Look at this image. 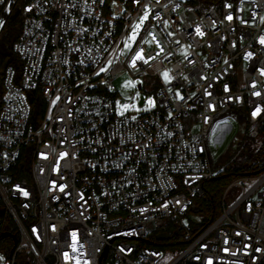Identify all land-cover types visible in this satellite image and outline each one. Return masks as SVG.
I'll return each mask as SVG.
<instances>
[{
	"label": "built area",
	"instance_id": "1",
	"mask_svg": "<svg viewBox=\"0 0 264 264\" xmlns=\"http://www.w3.org/2000/svg\"><path fill=\"white\" fill-rule=\"evenodd\" d=\"M15 17L21 71L6 68L0 108V235L7 215L19 240L0 264H264V171L232 182L220 215L184 248L144 245L204 197L212 139L227 147L240 128L230 111L259 137L264 0H0V38ZM139 49L147 63L129 66ZM125 73L156 90V109L117 114Z\"/></svg>",
	"mask_w": 264,
	"mask_h": 264
},
{
	"label": "trees",
	"instance_id": "2",
	"mask_svg": "<svg viewBox=\"0 0 264 264\" xmlns=\"http://www.w3.org/2000/svg\"><path fill=\"white\" fill-rule=\"evenodd\" d=\"M217 0H208V3L215 4ZM19 20L17 17L9 23L0 38V108L4 95V78L5 71L8 66H14L18 73L21 71V61L13 52V43L19 36ZM35 119H38L43 113V105L37 104L33 109ZM264 131V123L261 126L259 136ZM264 136V135H263ZM264 171V143L262 148L255 152L253 157L244 159L239 164H228L223 167L220 173H216L215 177L204 183L205 195L202 198L194 200L196 205L190 207L192 213L197 217L192 219L191 230L185 231L183 227L175 222H170L169 226L164 230L169 235L167 240H159L156 233L155 238L147 241L144 245L148 247H164L172 250L184 248L188 242L202 232L211 222H213L221 213V200L227 187L235 180L245 176H255ZM177 225L181 227L176 234ZM3 231L10 233L19 240L17 231L12 224L9 227L5 224ZM189 233V238L187 234ZM10 246V253L15 247L13 238H3L0 240V246ZM9 248V247H8ZM7 248V249H8Z\"/></svg>",
	"mask_w": 264,
	"mask_h": 264
},
{
	"label": "rangeland",
	"instance_id": "3",
	"mask_svg": "<svg viewBox=\"0 0 264 264\" xmlns=\"http://www.w3.org/2000/svg\"><path fill=\"white\" fill-rule=\"evenodd\" d=\"M145 23H146V19H144L143 22L138 23L140 27L138 29L136 42L139 40V38L142 35ZM135 43H133L132 48L135 45ZM129 51H130L129 49H125V53H128ZM165 73L168 74V72ZM162 77L164 82L166 83L169 82L170 80L169 74L167 80L165 79L164 75ZM126 82H131V83L129 86H125ZM147 83L148 82L146 80H142V79L134 80L129 73H125L122 77L116 80L115 84L117 91L116 93L113 94V100L115 102L116 112L118 115L123 116L129 114L132 117H135L143 113L153 111L158 107L159 104L157 100V92L156 90L150 91L149 88L147 87ZM137 93H139L138 96ZM142 97H144L145 99V103L143 105L140 104ZM149 99L153 101L152 104H148L147 101ZM124 104L135 105V107H129L128 109H123L122 105ZM227 115L238 119L241 123L238 132L233 136L227 147L225 142L222 143L218 136H214V138L212 139L210 150L216 159L214 164H215V171L217 174L220 173L223 167L227 166L228 164H232V165L239 164L244 159L253 157L255 152H257L260 148H262V145L264 143V136H263L264 131L257 139L251 138L248 132V125L245 122L244 117L237 110H232ZM193 130L194 132H198L199 127L198 126L194 127ZM216 137L218 140L216 139ZM234 191H231L230 194H234ZM195 205L196 203H193L191 207H194ZM3 218L5 220L6 225L12 227L11 219L7 215L3 216ZM196 218L197 217L190 210L184 216H176V221L183 227L185 231H190L192 219H196ZM164 230L165 229H163L161 233L165 232ZM156 233L157 232H152L148 238V241L153 240L155 238ZM8 247L4 246L3 244L0 246V259L4 260L9 256L10 246ZM178 250L180 249H176L173 251H178Z\"/></svg>",
	"mask_w": 264,
	"mask_h": 264
},
{
	"label": "snow or ice",
	"instance_id": "4",
	"mask_svg": "<svg viewBox=\"0 0 264 264\" xmlns=\"http://www.w3.org/2000/svg\"><path fill=\"white\" fill-rule=\"evenodd\" d=\"M147 18V11L145 12V16L141 17V22H143L144 19ZM228 19H231V16L228 17ZM140 25H134L131 34L126 38L125 42H124V48L125 49H129L132 50V45L133 43L136 42V38L138 35V29H139ZM261 43H264V37L261 38ZM143 49H139L137 51H135L134 55L131 57L130 60V65L131 67H135L136 66V62L137 61H143L144 63H147V60L144 58L143 56ZM124 55H127V53H123ZM113 61L111 59L106 60V66H102L99 68V72L97 73V75H99V73H104L107 72L109 70V68L112 66ZM165 79H168V74L164 73L163 74ZM131 82H126L125 86H129ZM139 95V93H137V96ZM258 95V93H257ZM148 104H152L153 101L151 99H149ZM129 107H135V105H129V104H124L122 105L123 109H128ZM256 113H253V115H255ZM132 119H135V117H132ZM73 236H75V233H73ZM257 251H259V249H257Z\"/></svg>",
	"mask_w": 264,
	"mask_h": 264
},
{
	"label": "water",
	"instance_id": "5",
	"mask_svg": "<svg viewBox=\"0 0 264 264\" xmlns=\"http://www.w3.org/2000/svg\"><path fill=\"white\" fill-rule=\"evenodd\" d=\"M140 104H143V97L141 98ZM180 229H181V227L177 225V228H176L175 233L177 234V233L179 232ZM6 237H12V238L15 240V244H17V240H16V238H15L14 236H12L10 233H5V232H4V233H2V234L0 235V239H2V238H6ZM157 238H158L159 240H167V239H169V235H168L167 233H165V232H162V233H160V234L157 236ZM103 256H106V252L103 254Z\"/></svg>",
	"mask_w": 264,
	"mask_h": 264
}]
</instances>
